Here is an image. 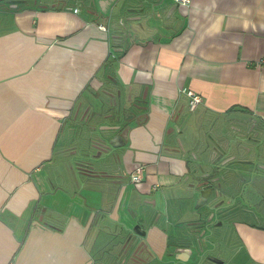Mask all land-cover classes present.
I'll return each instance as SVG.
<instances>
[{
  "label": "crops",
  "instance_id": "1",
  "mask_svg": "<svg viewBox=\"0 0 264 264\" xmlns=\"http://www.w3.org/2000/svg\"><path fill=\"white\" fill-rule=\"evenodd\" d=\"M261 166L264 0H0V264H264Z\"/></svg>",
  "mask_w": 264,
  "mask_h": 264
},
{
  "label": "water",
  "instance_id": "2",
  "mask_svg": "<svg viewBox=\"0 0 264 264\" xmlns=\"http://www.w3.org/2000/svg\"><path fill=\"white\" fill-rule=\"evenodd\" d=\"M210 168H214V165H208ZM224 170V173L220 176V182L215 184L216 179H212L210 173L202 171V176L198 180V193L200 195L198 203L200 204L196 209L204 208V213L207 216L203 220L204 224L210 222L211 219H218L228 214V209L231 206L230 199H228V189L233 185L229 174L228 167L223 166L219 171ZM224 184L225 186H222ZM226 199H228L226 201ZM228 202V204L226 203Z\"/></svg>",
  "mask_w": 264,
  "mask_h": 264
},
{
  "label": "rangeland",
  "instance_id": "3",
  "mask_svg": "<svg viewBox=\"0 0 264 264\" xmlns=\"http://www.w3.org/2000/svg\"><path fill=\"white\" fill-rule=\"evenodd\" d=\"M233 174V173H232ZM129 179H130V181L132 182V183H134L133 181H132V179H131V176L129 175ZM244 185H243V187H242V189L239 191V192H242V193H245L246 194V189H245V191H244ZM243 197H244V201H246V203L244 202V201H241L240 200V198H241V196H239V199L237 200V202H233L232 203V209H233V212H234V216H233V218L235 219L234 221L232 220V219H230V220H227L226 221V223H228V222H237V221H243V220H246V217H249L251 220H253L250 216H249V214L248 213H246V211L244 210V206L243 205H251V203L246 199V196L245 195H243ZM227 204H228V202H226ZM200 205V204H199ZM261 208H264V201L262 202V205H261V207H260V209ZM201 210L203 209V208H200ZM206 211V210H205ZM238 217H242V218H239L238 219ZM207 218V216H205L204 214H202L201 216H199V220L200 221H202L203 222V220L204 219H206ZM237 219V220H236ZM212 222H214L216 225H221V227H223V228H226L227 227V224L224 222V221H221V220H218V219H214ZM209 223H207V224H204V222H203V225H208ZM234 224V223H233ZM235 236V235H234ZM216 237H217V235H216ZM106 242H109L108 240H106ZM234 242V241H233ZM91 245V243H88V246H90ZM97 255H99V256H101L102 254H99V253H97Z\"/></svg>",
  "mask_w": 264,
  "mask_h": 264
},
{
  "label": "built area",
  "instance_id": "4",
  "mask_svg": "<svg viewBox=\"0 0 264 264\" xmlns=\"http://www.w3.org/2000/svg\"><path fill=\"white\" fill-rule=\"evenodd\" d=\"M176 2L182 4H189V0H175ZM188 97V108L189 110H194L201 102V98L198 94L194 93L191 90L186 92ZM143 166H137L131 173V179L134 184H138L142 180Z\"/></svg>",
  "mask_w": 264,
  "mask_h": 264
},
{
  "label": "flooded vegetation",
  "instance_id": "5",
  "mask_svg": "<svg viewBox=\"0 0 264 264\" xmlns=\"http://www.w3.org/2000/svg\"><path fill=\"white\" fill-rule=\"evenodd\" d=\"M261 167H264V166H261ZM257 170H260V169H257ZM224 173V172H223ZM222 173V174H223ZM228 174H230L229 172H227ZM221 174V175H222ZM243 187V186H242ZM242 187H241V189H242ZM229 199V198H228ZM228 199H226V201L228 200ZM240 200L241 201H244V197L242 196L241 198H240ZM234 201H230V204H231V206L229 207V209H228V214L226 215V216H223V217H220V218H218V220H221V221H224L225 223H226V221L227 220H230V219H232L233 220V216H234V212H233V209H232V203H233ZM245 203H246V201H244ZM244 206V210L246 211V206L247 205H243ZM203 210H205V209H203ZM214 219H211L210 220V222H212ZM210 222H208V223H210ZM234 222H228V223H226L229 227H230V225H232Z\"/></svg>",
  "mask_w": 264,
  "mask_h": 264
}]
</instances>
